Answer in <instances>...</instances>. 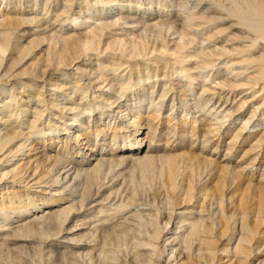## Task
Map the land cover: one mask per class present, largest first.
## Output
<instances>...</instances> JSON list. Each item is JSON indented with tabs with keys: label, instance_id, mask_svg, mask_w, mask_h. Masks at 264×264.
Instances as JSON below:
<instances>
[{
	"label": "bare ground",
	"instance_id": "obj_1",
	"mask_svg": "<svg viewBox=\"0 0 264 264\" xmlns=\"http://www.w3.org/2000/svg\"><path fill=\"white\" fill-rule=\"evenodd\" d=\"M203 1L0 0V264H264V0Z\"/></svg>",
	"mask_w": 264,
	"mask_h": 264
},
{
	"label": "rangeland",
	"instance_id": "obj_2",
	"mask_svg": "<svg viewBox=\"0 0 264 264\" xmlns=\"http://www.w3.org/2000/svg\"><path fill=\"white\" fill-rule=\"evenodd\" d=\"M176 3L180 1V4H184V8L188 11H194L196 9H198V7H200L201 5H203L205 3V1H201V0H175ZM177 3V4H178ZM176 7V6H175Z\"/></svg>",
	"mask_w": 264,
	"mask_h": 264
}]
</instances>
